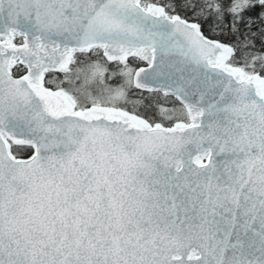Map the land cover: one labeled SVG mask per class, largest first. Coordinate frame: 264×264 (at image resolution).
<instances>
[{"label":"snow or ice","instance_id":"1","mask_svg":"<svg viewBox=\"0 0 264 264\" xmlns=\"http://www.w3.org/2000/svg\"><path fill=\"white\" fill-rule=\"evenodd\" d=\"M0 264H264V0H0Z\"/></svg>","mask_w":264,"mask_h":264}]
</instances>
